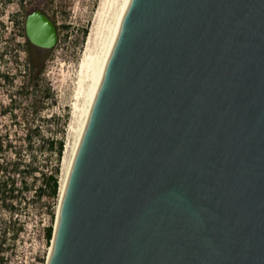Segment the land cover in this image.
Wrapping results in <instances>:
<instances>
[{
	"label": "water",
	"instance_id": "95a60500",
	"mask_svg": "<svg viewBox=\"0 0 264 264\" xmlns=\"http://www.w3.org/2000/svg\"><path fill=\"white\" fill-rule=\"evenodd\" d=\"M45 264H264V0H128Z\"/></svg>",
	"mask_w": 264,
	"mask_h": 264
},
{
	"label": "rangeland",
	"instance_id": "374dc122",
	"mask_svg": "<svg viewBox=\"0 0 264 264\" xmlns=\"http://www.w3.org/2000/svg\"><path fill=\"white\" fill-rule=\"evenodd\" d=\"M98 2L47 0L48 12L57 15L62 26L58 42L49 51L47 61L41 63L36 57L34 68L28 65L20 21L12 25L11 19H8L13 5L0 13V137L11 140L17 146L22 142L26 128L37 125L44 137L55 141L63 137L65 143L72 142L70 124L77 94V64L87 37L96 26L95 21L98 22ZM6 76L8 80L4 78ZM32 78L35 80L33 83L30 81ZM36 108L39 111L35 112ZM36 155V166L40 169L32 176L33 180L31 176H26L28 190H20L18 200L13 204V218H10L4 203L0 202V242H4V248L0 250V257L3 258L0 264L46 262L50 242L45 241L43 233L48 226L55 224L59 194L53 200L35 196L34 190L42 184L40 171H46L43 165L47 164L49 168L55 163L53 151L45 154L37 152ZM4 157L10 158L12 153L4 155L0 152V160ZM15 230L18 232L13 240L11 233Z\"/></svg>",
	"mask_w": 264,
	"mask_h": 264
},
{
	"label": "bare ground",
	"instance_id": "6f19581e",
	"mask_svg": "<svg viewBox=\"0 0 264 264\" xmlns=\"http://www.w3.org/2000/svg\"><path fill=\"white\" fill-rule=\"evenodd\" d=\"M98 3L99 9L96 16L98 22L95 21L96 26L94 25L95 27L93 26L94 28L90 31L77 64V94L76 101L72 105V120L70 124L73 140L72 142H66L64 145L60 171L61 176H59L58 205L102 75L104 64L128 0H99ZM70 139H72V136ZM58 205L56 215L58 213ZM50 250L51 244L48 249V254Z\"/></svg>",
	"mask_w": 264,
	"mask_h": 264
},
{
	"label": "trees",
	"instance_id": "16d2710c",
	"mask_svg": "<svg viewBox=\"0 0 264 264\" xmlns=\"http://www.w3.org/2000/svg\"><path fill=\"white\" fill-rule=\"evenodd\" d=\"M85 34L86 30L83 31V35ZM4 78L9 79L7 76ZM30 81L33 83L35 80L32 78ZM47 93H49V89ZM38 109L36 108L34 111L37 112L39 111ZM21 140L22 142L15 146L11 140L0 137V152L4 155L7 152L12 153V157H4L0 160V202L2 204L4 203L6 210L10 213V218L15 216L13 213L15 211L13 204L18 200V194H21L20 190H28L26 187V176H31L33 180L32 176L40 169L36 166L37 152L45 154V152L53 151L55 154V163L49 168L47 164L43 165L46 166V171H40L42 184L34 190L35 196L38 199L45 197L53 200L57 197L59 190V172L65 145L64 138L61 137L55 141L52 138L44 137L39 126L34 125L32 127L29 125ZM17 180H19V183H17ZM18 184L21 186H18ZM17 232L15 230L11 233L13 240L17 237ZM52 232L53 226H48L45 229L47 241L51 239ZM3 248L4 242L1 241L0 250H3ZM0 260H3V258L0 257Z\"/></svg>",
	"mask_w": 264,
	"mask_h": 264
},
{
	"label": "flooded vegetation",
	"instance_id": "af4514ba",
	"mask_svg": "<svg viewBox=\"0 0 264 264\" xmlns=\"http://www.w3.org/2000/svg\"><path fill=\"white\" fill-rule=\"evenodd\" d=\"M11 5H13V11H11V15L8 16V19H11L10 22L12 25L20 21L23 28L28 65L29 68H34L37 64L36 57H38L41 63L46 62L50 50L38 48L29 40L25 32V21L27 16L33 12H40L47 16L53 22L57 30V42L62 23L58 21L57 15L53 16L52 13L48 12L47 0H0V13L6 11V8Z\"/></svg>",
	"mask_w": 264,
	"mask_h": 264
},
{
	"label": "built area",
	"instance_id": "2783aa9c",
	"mask_svg": "<svg viewBox=\"0 0 264 264\" xmlns=\"http://www.w3.org/2000/svg\"><path fill=\"white\" fill-rule=\"evenodd\" d=\"M43 237L45 238V241L47 242L46 237H45V231H44V233H43ZM49 242H50V244H51V240H49ZM47 256H48V253H47ZM46 259H47V257H46Z\"/></svg>",
	"mask_w": 264,
	"mask_h": 264
}]
</instances>
